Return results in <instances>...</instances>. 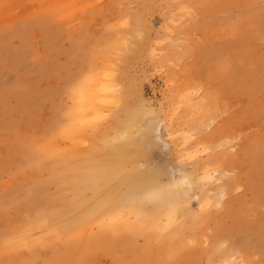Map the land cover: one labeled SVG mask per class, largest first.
<instances>
[{
  "label": "rangeland",
  "instance_id": "1",
  "mask_svg": "<svg viewBox=\"0 0 264 264\" xmlns=\"http://www.w3.org/2000/svg\"><path fill=\"white\" fill-rule=\"evenodd\" d=\"M0 264H264V0H0Z\"/></svg>",
  "mask_w": 264,
  "mask_h": 264
},
{
  "label": "bare ground",
  "instance_id": "2",
  "mask_svg": "<svg viewBox=\"0 0 264 264\" xmlns=\"http://www.w3.org/2000/svg\"><path fill=\"white\" fill-rule=\"evenodd\" d=\"M108 78H109V76H108ZM102 81H103L102 79L98 78L96 83H95V86H96L95 89L89 90V92L86 94V97L89 98V99H87V98L86 99L88 101H90V102H88V104L90 105L89 106L90 109L96 110L97 106L99 107V105L106 104L108 102V94H109V91L111 90L110 87H112V92L116 91L115 89L113 90V86L111 84L110 85L109 84H104V83L100 84V82H102ZM95 115L98 116L97 112H95ZM123 125H124V127L126 129H131L130 125H128L126 123L125 124L123 123ZM116 127H117V125H116ZM112 143H114V142H112ZM107 146H108V144H107ZM109 146L112 147V148L110 149L111 155L108 156V157H110L111 160H113V162H116L119 165L115 169V171L108 169V167L106 166V163L102 162L103 159L99 160V159L96 158V156L99 158V156L96 155L99 152V150L97 149L98 147L94 149L95 154H91L90 153V155L94 157L93 161L87 160L86 162H84V163L81 162V163H79L77 165L79 170H82L81 167L82 166L83 167L86 166V164H88V166H89L90 163L94 164L95 166L96 165L97 166L98 165L101 166V168H100V171H102V172H100L101 174L99 176L97 175L95 177L96 178L95 180L99 184V188H100L99 192L97 193V195L95 197V199H96L95 203L96 204L101 203L104 199H108L110 201L122 203V202H125V201H123L124 200L123 197L126 194H130V193H133V192L134 193H139V195L141 197H143L145 195L144 194V190L149 185L159 182L157 177H148V176L143 175V173H142V175H138L137 172L134 173L132 170H128L127 169L128 166H130V168H132V169H136L137 168V164H136L135 157L133 155H130L131 153L128 154L126 152V150L124 149L123 143L118 141V142H115L113 146H111V144H109ZM101 149L102 150H106L107 149L106 144H104ZM110 153H108V154H110ZM134 155L136 156V153ZM91 166H93V165H91ZM82 172H84V171H82ZM96 174H94V175H96ZM90 179H91V176H90ZM92 179H94V178H92ZM138 182L140 184V188L137 189ZM81 192H84V191L82 190ZM91 199H92V197H91ZM144 204L145 203H144L143 200H136L135 204H134V207L136 206V207L140 208L143 212H148L147 209H146V206ZM73 210H75V209H73ZM133 210H134V208H133ZM135 210H136V208H135ZM76 212H77V210H76Z\"/></svg>",
  "mask_w": 264,
  "mask_h": 264
}]
</instances>
